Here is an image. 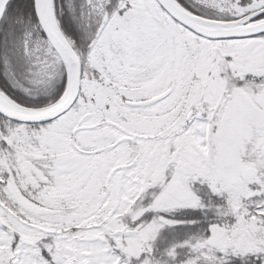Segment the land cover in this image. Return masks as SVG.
<instances>
[{"label": "snow or ice", "instance_id": "snow-or-ice-1", "mask_svg": "<svg viewBox=\"0 0 264 264\" xmlns=\"http://www.w3.org/2000/svg\"><path fill=\"white\" fill-rule=\"evenodd\" d=\"M0 264H264V0H0Z\"/></svg>", "mask_w": 264, "mask_h": 264}]
</instances>
